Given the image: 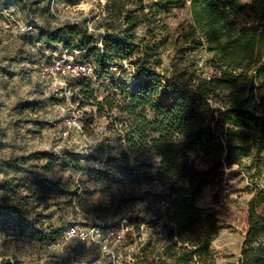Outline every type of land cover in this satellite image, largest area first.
Segmentation results:
<instances>
[{
	"label": "rangeland",
	"instance_id": "1",
	"mask_svg": "<svg viewBox=\"0 0 264 264\" xmlns=\"http://www.w3.org/2000/svg\"><path fill=\"white\" fill-rule=\"evenodd\" d=\"M106 1L23 0L7 4L0 0V188L7 183L15 193L16 186H23L14 201L20 207L27 204L29 213L21 220L0 211V264H143L135 258L141 249L158 252L164 245L159 241L163 233L159 226L142 225L136 231L128 225L131 217L154 219L145 212L141 198L146 191L159 193L158 184L139 187L116 164L108 163L124 150L120 129L126 118L117 112L98 118L96 105L81 93L92 90L98 102L113 94L133 93L141 80L131 65L113 68L111 78L99 74L85 82L65 78L53 89L40 77L42 70L60 61L67 51L63 44H48L42 34L80 24L101 47ZM152 1L156 0L144 3ZM250 3L240 0L238 6ZM189 18L188 5L156 17V26L167 28L159 35L167 42L162 55L165 69L176 58L175 31ZM243 20L244 15L238 22ZM23 27L31 29L22 31ZM144 37L145 28L141 27L136 39ZM70 43L67 56L85 61V52ZM187 56L205 75L211 74L204 50ZM78 110L82 112L81 130L69 125ZM34 154L45 157L35 159ZM149 161L155 166L158 163L153 154ZM93 171L102 175L93 176ZM44 179L73 185L78 191L74 194L71 187L63 196L61 191L44 196L30 187ZM3 196L0 191V205ZM252 198L262 201L256 210L264 214V151L259 156L253 152L239 166L225 170L222 184L205 191L197 204L204 215L215 214L218 222L219 231L210 246L215 264H239ZM93 226L120 232L122 239L112 236L108 252H102L98 244L67 238L70 228Z\"/></svg>",
	"mask_w": 264,
	"mask_h": 264
},
{
	"label": "trees",
	"instance_id": "2",
	"mask_svg": "<svg viewBox=\"0 0 264 264\" xmlns=\"http://www.w3.org/2000/svg\"><path fill=\"white\" fill-rule=\"evenodd\" d=\"M239 1L107 0L101 49L80 24L42 34L48 44H63L67 51L73 41L76 49L85 52L84 60L95 65V77L111 78L113 68L128 63L141 80L133 93L113 94L102 102L92 90L81 93L96 105L98 118L113 112L126 118L120 129L124 150L108 163L116 164L139 187L156 183L161 189L153 195L146 191L141 198L153 220L147 215L128 219L136 231L142 225H154L163 232L160 251L143 248L135 256L143 264H215L210 246L218 234V222L215 214L204 215L197 204L205 191L222 184L225 170L239 166L253 152L259 156L264 151V0H251L248 7L238 6ZM185 5L190 18L175 31L176 58L165 69L162 55L167 42L159 35L167 28L159 29L156 17ZM141 27L145 37L137 40ZM200 50L209 56V75L187 56ZM149 154L157 159L156 166ZM30 187L44 196L60 191L63 196L71 187L74 194L78 191L73 185L47 179ZM22 189L16 186L13 193L5 183L0 188L4 193L0 211L21 220L29 217L27 204L20 207L14 201ZM259 203L252 198L248 204L239 264H264V214L256 210Z\"/></svg>",
	"mask_w": 264,
	"mask_h": 264
},
{
	"label": "built area",
	"instance_id": "3",
	"mask_svg": "<svg viewBox=\"0 0 264 264\" xmlns=\"http://www.w3.org/2000/svg\"><path fill=\"white\" fill-rule=\"evenodd\" d=\"M51 11L53 12V9ZM29 29L31 28L23 27L22 31ZM89 30L92 31L91 28H89ZM67 53L68 51L65 52V55L60 61L54 62L51 66L41 71L40 77L45 82H48V89H53L60 80H64L65 78L90 80L91 78H96L95 66L92 62L74 61L70 56H67ZM77 115L78 116L75 117L69 125L81 130L80 118L82 112L78 110ZM114 235H116L118 241L122 239L120 232H114L112 229L104 226H93L89 228L73 227L67 232V238H75L88 244H98L102 252H108L109 239Z\"/></svg>",
	"mask_w": 264,
	"mask_h": 264
}]
</instances>
